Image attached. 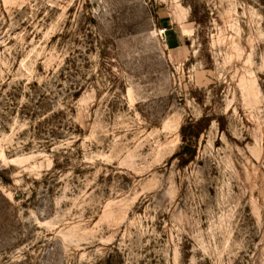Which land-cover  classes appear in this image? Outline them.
Returning <instances> with one entry per match:
<instances>
[{"label":"rangeland","instance_id":"1","mask_svg":"<svg viewBox=\"0 0 264 264\" xmlns=\"http://www.w3.org/2000/svg\"><path fill=\"white\" fill-rule=\"evenodd\" d=\"M0 264H264V0H0Z\"/></svg>","mask_w":264,"mask_h":264},{"label":"trees","instance_id":"2","mask_svg":"<svg viewBox=\"0 0 264 264\" xmlns=\"http://www.w3.org/2000/svg\"><path fill=\"white\" fill-rule=\"evenodd\" d=\"M166 28H169V26H166ZM189 125H190V127H193L194 123H190ZM185 131H186V126H183L182 127V135H183V140L185 141L186 144L183 145L181 147V150L179 152H176L174 156L179 155L185 159V162L186 161L189 162V161L194 159L195 153L192 152L191 154H189L187 151L189 149H191V147H193V143H195L194 138H195V135H197V134L192 135L188 138Z\"/></svg>","mask_w":264,"mask_h":264}]
</instances>
